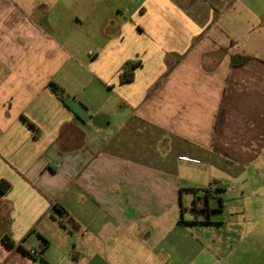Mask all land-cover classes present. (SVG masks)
<instances>
[{
	"label": "crops",
	"instance_id": "obj_1",
	"mask_svg": "<svg viewBox=\"0 0 264 264\" xmlns=\"http://www.w3.org/2000/svg\"><path fill=\"white\" fill-rule=\"evenodd\" d=\"M0 180V264H264V0H0Z\"/></svg>",
	"mask_w": 264,
	"mask_h": 264
},
{
	"label": "trees",
	"instance_id": "obj_2",
	"mask_svg": "<svg viewBox=\"0 0 264 264\" xmlns=\"http://www.w3.org/2000/svg\"><path fill=\"white\" fill-rule=\"evenodd\" d=\"M250 59L249 56H232V66H240L244 63H246ZM141 65L140 61H128L121 69L120 73V81L122 83L125 82H132L135 80V74L134 70ZM54 91L58 93L57 87L54 88ZM12 186L11 184L6 180H0V192L3 194H7L11 190ZM196 192H199L198 190H195ZM203 192H205L204 197L208 198L210 197V190L209 189H203ZM3 244L7 249H13L15 247V242L10 238L9 235H5L2 239Z\"/></svg>",
	"mask_w": 264,
	"mask_h": 264
},
{
	"label": "rangeland",
	"instance_id": "obj_3",
	"mask_svg": "<svg viewBox=\"0 0 264 264\" xmlns=\"http://www.w3.org/2000/svg\"><path fill=\"white\" fill-rule=\"evenodd\" d=\"M77 74H79V70H78V73H77ZM81 74H82V75L84 74V76H87L85 70H83V72L81 71ZM213 173H214V172H213ZM212 176H213V175H212ZM214 176H215V175H214ZM214 176H213V177H214ZM204 184H206V183H204ZM235 186H236V185H235ZM207 189H208V188H207ZM199 191H200V193H202V192H203V189H200ZM196 201L198 202V204H200L201 207L206 208V206H207V200H206L205 198H203L202 195H199L198 198H196ZM210 202L212 203L213 200H212V201L210 200ZM215 202H216V201H215Z\"/></svg>",
	"mask_w": 264,
	"mask_h": 264
},
{
	"label": "built area",
	"instance_id": "obj_4",
	"mask_svg": "<svg viewBox=\"0 0 264 264\" xmlns=\"http://www.w3.org/2000/svg\"><path fill=\"white\" fill-rule=\"evenodd\" d=\"M210 189V188H209ZM31 255L33 257H36V258H42L43 257V254L41 251H37V250H32L31 251Z\"/></svg>",
	"mask_w": 264,
	"mask_h": 264
}]
</instances>
